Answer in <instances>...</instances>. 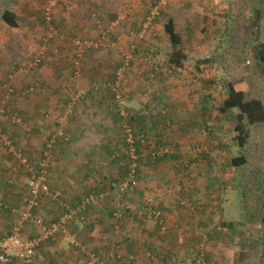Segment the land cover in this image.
Returning a JSON list of instances; mask_svg holds the SVG:
<instances>
[{"label":"rangeland","instance_id":"obj_1","mask_svg":"<svg viewBox=\"0 0 264 264\" xmlns=\"http://www.w3.org/2000/svg\"><path fill=\"white\" fill-rule=\"evenodd\" d=\"M34 1H37L38 7L36 10H34L35 12L33 14V19L37 18L40 13L41 5H44L46 0H44V3L40 0ZM104 1H106L107 4L111 5L112 7L118 6L120 4L123 6L122 15L125 16L124 22L135 23V30L132 33L135 36H130L128 43L122 48L111 47L110 50L108 38L113 32H115L114 29L120 24L118 20L113 19L110 20L113 23L109 24L110 29L108 26L104 32L101 31L102 33L100 32L99 36H97L96 39L98 40L100 37L101 43L96 42L97 40H88L76 37L80 40L98 43V47L88 49L83 56V63L81 60L82 66L77 69V78H75V82H79V84H75V86L80 88L77 90L76 97L72 103H75V100L80 97L86 100L90 97H95L94 93L98 91L106 92L105 88H100L105 87V85H103L104 81L102 79L100 80L90 78L91 83L82 86V81L86 82L85 78H88V73L84 71V66L88 65L90 61H92V63L89 66L93 65V75H104L107 76V79H110L108 77L112 76L117 71L121 65V61L126 65L128 64V61L132 59L133 66L130 68V71L126 73V71L123 69L119 77L120 79H116V83L114 82L115 84L113 85H107L110 89H120L116 92L121 97L120 99L122 100V103H124V106L118 104L117 101L115 102V105L112 102L113 107L112 116L109 120L110 125L105 128L107 133H100V135L102 138L110 137L114 141L115 136H121V144L123 145L125 142L123 138L122 127H127L125 124V118L128 115H133V121L131 122V125L134 128H139V122L137 120L143 118L144 121L142 122V126L149 128L152 127L151 131L148 132V135H145L147 136L146 138L148 140L146 141L145 138V140L142 141L143 146L147 152L151 151L154 152L155 155L159 154L157 156L156 167L158 168L160 163H164V165L172 164L173 166L174 162V166L169 170V172H160V174L157 176L154 173L152 177L155 179L156 176V179L160 178L162 181L165 180L164 187H166L165 190L167 191V194L178 198L179 201H183V205L179 204L177 206L182 210H186L189 208V205L186 199L183 197L184 194L187 193V190H192L194 186L197 188H202L205 186V184H210L211 179L218 178L219 171L222 175H225L224 172L227 173L224 167L225 163L227 161L230 163L232 158L238 157L237 150L230 147L231 145L228 144L227 130V123L233 116L236 115V112L232 111L226 114H221L218 110L226 97L227 85L231 82L246 79V82H249L250 96L253 98H258L264 103V66L259 65V62L254 57L255 41H262V39H264V0L256 1L255 5L257 7L256 11L258 14H255L254 17H252V19L255 18L259 22V26H256L254 23L249 21V16L254 14L253 12L251 13L252 0ZM60 2L61 0H58V3L53 10V14L55 13ZM151 13H153V16ZM26 17L28 18L30 15H26ZM149 18L152 19L151 23L147 30L143 32L144 26L147 24ZM168 18H173L175 29L182 36V49L187 55V60L185 61L183 68L175 69V71H171L164 62L166 61V56L168 55V51L164 49L168 44V40L161 32V27L164 23H166ZM249 22L251 27L248 28ZM36 26L39 27L37 24L34 28H31L30 25L23 23L20 35L28 33L29 31H31L32 36L34 34L38 35V33L40 35V31L36 28ZM2 35H7L5 30L0 31V39ZM32 39L34 41V47L36 48L34 50L30 49L31 52H29V56H34L40 52H43V44H41L42 41L34 37H32ZM6 41L7 40H5V42ZM17 48L20 49V46L18 45ZM11 50L13 51V49ZM69 51L71 52V50ZM26 53L28 52L26 51ZM3 54L6 53L4 52ZM109 54L116 55V59L113 61L111 59L108 60L106 55ZM4 59L6 60V58L0 55V70L3 69ZM205 60H208L209 62L198 65L199 70L201 69V72L194 69V65L197 63L196 61ZM65 66L66 64H64L63 67V70L66 72L64 75L66 76L67 74L69 76ZM13 72H15V70H13ZM129 72L130 75L132 73L131 76H133V81H137L138 86L136 90L130 91L132 84L129 83ZM5 74L7 75L9 73L6 72ZM2 77L3 76L0 74V81L2 80ZM106 81L109 82V80ZM69 85L72 86V83ZM123 95L125 99H123ZM32 96L33 99H35L37 95L32 94ZM196 103H203V108L197 110L186 109L182 113L179 111L180 105L186 108L185 104L195 105ZM40 104H43V99H41ZM72 107L73 106L70 107L68 105V109L65 110L67 114L66 121L75 112L73 111ZM172 109L178 113L176 116H174V111ZM5 111L6 109L1 105V122L7 119L12 124H14L13 122H17L14 121V119L10 120ZM136 117L138 119H136ZM15 119H19V122L14 125L20 126V117L16 116ZM185 121L188 123L187 127L189 128L184 133L183 127ZM67 124L64 122L58 124L59 126L56 128L57 131H55L54 134H52L53 136H50V138H45L46 136H43L38 149L33 152V157L30 158L23 154V152L26 154L27 151L22 150V152H19L18 149L14 148V145L11 144L12 142L10 141L9 137H7L5 133L1 132L9 142L10 149L5 153H11L15 162L19 165V167L22 168V170L20 169L21 181L26 180L25 183L27 182V178L29 177L27 170L29 169L32 173H36L38 171L40 172L42 170L45 171L47 182H49V168L51 167L52 163L55 164V158L58 159V156L55 154V150L58 145L57 143H60L61 141H66L69 143L70 141V133L67 134L66 130ZM0 125L2 130V123H0ZM250 133V145L248 147L249 150L247 149L246 155L249 158L253 157L256 154L255 146L259 147V149L261 147L262 151L260 152V156L263 157L262 166H264V124L257 126L254 130L250 129ZM196 139L197 143H195ZM187 140H190L189 143L191 144L195 143L193 145L194 150H199L194 152L195 157L184 153V155L187 156L183 158L180 156L183 154L182 153L178 156L180 158V162L177 159L171 160L166 157L170 155V153L176 152L178 147L177 145H180L183 149L184 147H189L186 144ZM2 144H0V147L5 150L7 145ZM73 144L75 145V141ZM122 145L120 146L122 147ZM157 146H160L162 151L167 150V152L161 155L160 149L156 148ZM189 151L190 149L188 152ZM181 152L182 151L179 153ZM163 155L166 156L165 158L161 159ZM3 156H0L1 163ZM143 156L145 157V155ZM111 159L116 160L113 165L111 164ZM202 160L204 161L199 164V162ZM125 161V158L119 159L113 157L108 159L105 158L100 163L102 170L105 173H108L109 170L110 173L111 170H113L114 173H120L123 167L126 165ZM150 161H152V159ZM253 161L254 158H252V162ZM205 162L212 164L211 167H213V169L210 175L201 180H190V174L197 173L198 175L200 173L199 165L204 164ZM24 166L28 169H26ZM171 173H174V176ZM207 180L209 181L207 182ZM167 181L168 183L166 184ZM135 189H129L126 197L129 196V198L133 200ZM179 189H181V193L179 192ZM138 191L140 194H138L136 200L142 201V205L140 207L145 209L146 220L148 223H151L152 229L154 230V237L157 238L156 241L154 239L152 244H155L158 241V263L169 264L172 262L175 264L176 261L180 259L181 252H183L185 253L182 255L184 264H245L244 257L245 253L248 251L246 235L244 237L242 236L241 239H238V245H246L247 248L246 249L245 247H240L237 245L242 249V251H240L238 250V247L237 250L235 249L236 246L232 242L231 238L221 236L222 232L217 231V229L214 230L212 227L210 228L212 235L221 233V235L213 236V238L216 240L210 238L211 236L208 237L206 232L199 230V225L194 227L189 222L186 224L177 223V225H175V223L168 221L164 215V212L161 210V213H159L162 220L155 222L152 218H150L151 211H154V209L157 208L154 205V198H144V191ZM141 193L143 195H141ZM19 195L21 196L22 193ZM48 201L57 206L54 207L55 210L50 214L45 216V214L42 212L40 215V212L35 210V212H38L40 215L37 217H39V219L42 221V224L43 222L45 224L53 223L57 220V216L60 217L61 215V209L55 203L56 201L51 199V197L48 198ZM45 202L43 201L42 203L45 204ZM42 203L39 206V209L41 208L40 210H42ZM110 203L115 205L116 213L119 211V218H115L113 220V224L116 227L119 226V223L124 221L126 217L130 216L127 215L126 207L127 210H132L129 207V205L132 206V203L128 202L126 205L124 200V209H120L121 204L117 202L116 197L114 200H111L109 204ZM3 206L4 205L1 204L0 208L2 207L3 211L8 214L9 207L6 206L5 209ZM10 208L11 211L12 209H15L13 207ZM192 208L194 209V207ZM253 209L254 213L252 214L254 216L253 221L255 227L251 225V228L256 234V238L254 239L258 240L261 246V253H259L261 256L258 264H264V225L262 223L263 207L258 205L253 206ZM15 210L17 212L21 211V213L25 211V209L23 211L19 210V207ZM33 212L34 210L32 211V214ZM193 212L194 211H192V213ZM13 214L16 215V213ZM20 214L16 216L17 218L15 221H13L11 229L13 225L19 220L18 217ZM105 215L106 214H101L99 217L105 218L107 222L108 218H106L107 215ZM217 215L218 214L215 213V216ZM160 223H163L165 227L164 231L161 230L162 225ZM29 224H31V222L26 223L25 229L27 227V235H30L28 237H32L31 235L36 233V229L33 225V227L28 229ZM133 228H135V226ZM37 229L39 230V227ZM130 229L131 228H129L128 231H130ZM4 232L5 231L2 230L0 234H4ZM94 233L95 235L97 234L96 231ZM257 234L259 235L258 238ZM1 236L3 237V235ZM234 238L236 239L235 236ZM201 239L202 241H199ZM56 240L58 241L60 239ZM87 240L92 242L91 238H87ZM115 240L113 241V245L117 248H122V252H120V249H117L122 256V260L119 264H136L138 262V259L136 258L137 255L128 254L125 256L123 253L125 247L123 249L121 243H118ZM160 240H163L162 243L164 242L170 246L169 248H171V251L169 253H166L167 250L163 251L162 253L160 252V246L161 248L163 247ZM52 242L53 241L47 244V248H50V244ZM84 244L87 246L85 242ZM152 246L148 247L149 249L147 250L146 254L148 253V258L155 263L157 262L156 255L149 252L151 249L155 248V246H153V248ZM62 247H66L68 250L70 249V253H76L74 251H77L72 246L70 247L68 243L62 244ZM206 247L208 250H206ZM40 250L41 255L43 252V246ZM48 251L51 252L49 249ZM80 254L82 253L74 255L75 258L72 259L76 262H82V264H92L87 257L84 258ZM170 254L173 257H169ZM41 257L43 258V256ZM127 257H131L132 260H129ZM67 258L70 257L68 256ZM72 259L70 258V260ZM68 260L69 259H67V262Z\"/></svg>","mask_w":264,"mask_h":264},{"label":"crops","instance_id":"obj_2","mask_svg":"<svg viewBox=\"0 0 264 264\" xmlns=\"http://www.w3.org/2000/svg\"><path fill=\"white\" fill-rule=\"evenodd\" d=\"M40 1H43L44 3V0ZM37 7V1L34 0H11L10 9L16 14L18 26L14 29H3L7 35H2L0 39V51H2L0 55L6 58V60L4 59L3 62V68H6L7 66H11L10 60L12 59H15V61H24L27 59L25 57L29 56V52H31L30 49L34 50L36 48L34 47V41L32 37L42 41L44 59L43 66L38 71V80L40 79V81L43 82V88H41L40 92L36 94L37 96L35 99H33L32 95L31 97L26 98L19 96L18 98L8 101L6 105L2 102V100H0V106L2 105V107L6 109V113L9 114L12 112L13 115H17L21 119L20 126L12 124L8 119L2 121V130L3 133L9 137L13 145H15L19 150L27 151L26 154L24 152L23 154L30 158L33 157V152L38 149L43 136H46L45 138H50V136H53L52 134L57 131L56 128L59 126L58 124H61L62 122L66 124L68 123L66 130L67 134L70 133V141L69 143L66 141L57 143L58 145L56 147L55 154L58 156V159L55 158V164L52 163L51 167L49 168V186L51 192H62L65 197H71L75 199L81 194L87 193L91 190L100 189L101 186H107L109 181L114 182L113 180H116L115 178L120 175V173H114L113 170H111V173L110 170L108 173H105L102 170L100 162L105 158L108 159L114 157L122 159L124 157L122 156L123 150L120 146L122 145L121 136H115L114 141L110 137L102 138L100 135V133H107L105 128L110 125L109 120L112 116L113 104L106 96V92H95V97H90L89 99L80 101L77 104L72 102L68 103L67 105L63 104L62 97L64 99H68L70 94L80 88L75 86V84H79V82H75V79L67 80L68 75L66 74L65 76L64 73L66 72L63 70L64 64L69 65V61L72 58V51H69V48H72V39L79 37L88 40H97L96 38L99 36L100 32H104L109 24L112 23L110 20L116 19L120 22V24L114 29L115 32H113L108 38V43L110 46L109 49L111 50V47L122 48L128 43L130 36H135L132 34L135 30V23L124 22L125 16L122 15L123 6L121 4L112 7L104 0H61L54 13V21L49 27L45 26L44 21L43 23L41 21L42 5L39 15L37 18L33 19V14L35 12L34 10H36ZM26 15H30V17L27 18ZM23 23L30 25L31 28H34L35 25L38 24L39 27L36 26V28L40 31V35L38 33V35L34 34L32 36L31 31L20 35ZM5 40L7 41L5 42ZM96 42L101 43L100 37ZM262 42L264 44V39H262ZM9 44L11 45V49H13V51L7 53ZM18 45L20 46V49L17 48ZM26 51L28 53H26ZM4 52L6 54H3ZM23 52L26 54L22 55ZM106 57L108 60L111 59L112 61L116 59V55L112 54L106 55ZM91 63L92 61H90L88 65L84 66V71L88 73L89 79L85 78L86 82L82 81V86L90 84L91 79H102L103 81L107 79V76L104 75H93V65L89 66ZM14 64L15 63H12V65ZM6 69L8 70V68ZM131 75H128L129 83L132 84L130 89L136 90L138 86L137 81H133V76ZM31 78L32 76H30L26 71H18L14 73L13 84L18 88L23 87L30 84L29 82L32 80ZM63 82L66 83L68 87L64 85L61 87L60 83ZM71 83L72 86L69 85ZM48 85L53 86L52 88H49ZM41 99H43V104H40ZM68 105L70 107L73 106L72 109H75V112L66 121L67 114L65 110L68 109ZM185 105L186 108L182 107L181 105L179 106V111L181 113L186 109H193V105ZM172 110L174 111V116H176L178 113L175 112L174 109ZM187 124L188 123L185 121L183 127L184 133L189 128L187 127ZM145 129L150 132L152 127H145ZM74 141L75 145L73 144ZM189 142L190 140H187L186 143L189 147H184V149L180 145H177L178 147L176 152L170 153V155L167 157L171 160L177 159L179 162L180 158L178 156L182 153L183 154L180 156L183 158L187 156L184 155V153L195 157L194 152L199 151L194 150L193 148V145L197 143V139L193 144ZM189 149L190 151L188 152ZM180 151L182 152L179 153ZM3 155L6 154H3L0 148V156ZM110 161L113 165L116 160L111 159ZM151 162L154 163L153 161ZM145 163L146 165L140 164L138 168L139 175L137 176V185L134 184L133 186L134 189L136 187L133 199L134 202L129 198V196L125 200L126 205L128 202H133L132 206L129 205L133 211L127 210L126 207L127 215H130L129 217H126L124 221L119 223V226L115 227L114 224H108L105 218L99 217V215L93 211L94 213L90 216V220L93 222L92 229L84 228L85 230H83L82 228H74L76 229L81 242H85L87 244V249L90 251L104 250L116 253L117 251L112 247L113 241L116 239L115 241L118 243L120 242L123 249L125 247L123 251L125 255H137L136 258L138 259V262L136 264H160L158 263L159 261L157 257L159 255L158 241L155 244H152L154 239L156 241L157 238L154 237V230L152 229L151 223H148L146 220L145 209L140 207L142 205V201L136 200V197L138 194H140L138 190L142 192L144 191V198H154L155 207L163 211L168 221L175 223V225H177V223L186 224L189 222L192 226L197 227V225L206 223V219L208 220V218L213 217V222L211 224L217 223L218 218H222L223 215H221L219 211H217L219 216H215V211L212 208L214 206L213 202L215 201L218 206L220 205V200H212V198H209L210 195L207 197L206 194L208 192V194H211V191L207 189H205L203 194L201 193V197L197 195L194 189H188L187 193L184 194L183 198H185L189 203L195 205L197 208H195L196 210L190 207L186 210H182L177 206V201L179 199L167 194V191L165 190L166 187H164L165 180L162 181L160 178L156 179V176L159 175L160 172H169V170L174 166V162L173 166L172 164L164 165V163H160L158 168L156 167V163H151L150 165V160H147ZM199 166L200 175H197V173L190 174V180H201L210 175L213 169V167H211L212 164L211 166H208L207 163H204V165ZM20 169L22 170L15 160L12 162H6L4 159H2V163L0 161V205L2 204L9 207L8 214L3 211L2 207L0 208V233L2 230L5 231L4 234H0V238H2L1 235L4 236L9 234L13 221H15L17 218L16 216L21 213V211L17 212L15 209L19 207V210H24L21 202L26 180H20ZM154 173L156 174L155 179L152 177ZM171 174L174 176V173ZM226 174L227 173L222 175L219 171L217 182H219L218 190L220 189L219 191L221 198L223 197V190H225L224 188L228 189L231 185V180H229L228 175ZM167 183L168 181L166 184ZM20 193H22L21 197L19 196ZM141 195L143 194L141 193ZM260 195L261 194L259 193V196ZM19 198H21V202L18 203ZM237 199L238 195H232V200L229 202H222V206L226 211H232V214L228 213L226 215H230V219L233 221H228L224 216V222H230L228 224L231 225L229 227L224 225L225 227L223 228L222 235L220 234L221 236L231 238L232 242L236 246V250L239 246L237 243L238 239H241L242 236L244 237L246 235L247 239L250 236L256 238V234L251 228V225L255 227L253 221L254 216L252 214L254 213V209L251 211L249 208L245 214V207L250 206L249 202L252 203L253 199H250L248 203L245 202V199H243L241 202ZM199 203L205 207H197ZM261 203L262 204L258 205L263 207L262 223L264 225V201ZM109 205L114 206L113 203H110ZM10 207L15 209H12L11 211ZM54 207L57 206L53 203H50L49 201H46L45 204L42 203V210H40L41 208H38L36 211H39L40 215L43 212L45 216H47L55 210ZM238 208H241V211H239ZM191 210L194 212L192 213ZM13 213H16V215ZM40 215L38 212H36V219L37 216ZM242 216L244 217L241 220H238V218ZM223 220H221L222 223ZM33 222L34 221L28 225V229L33 226L36 229V233L31 235L32 237H34L39 231L37 229L38 225ZM134 226L135 228H133ZM127 228H131L130 231H128ZM25 230L26 231L24 232L26 236H30L29 234L27 235V227ZM95 231L97 232L96 235L94 233ZM213 236L214 235H211L210 238L214 239ZM258 237L259 235L257 234V238ZM87 238H91L92 242H89ZM162 241L163 240H160L161 243ZM199 241H202V239ZM62 244H66L64 241H62V239L53 241L50 245V248L43 249L41 255V250L38 251L32 264H82V262H76L72 259L75 258L74 255H77L80 252L74 251L77 254L70 253L69 251L71 250L66 249V247H62ZM152 245L155 246V248H153ZM150 246H152V250L154 251L153 253L157 257V262L155 263L148 258L149 254H146L147 250L149 249L148 247ZM162 246V248L160 246L161 253L165 250H167L166 253L171 251V248H169L170 246L164 242L162 243ZM238 248V250L242 251L240 247ZM48 249L51 250V252L48 251ZM206 250H208L207 247ZM120 252H122V248H120ZM183 254L185 253L181 252L180 259H178L175 264H184V259L182 257ZM80 255L84 257L82 254ZM41 256H43V258ZM68 256L72 260L67 258ZM169 257L173 256L170 254ZM67 259H69L68 262ZM169 264L174 263L170 262Z\"/></svg>","mask_w":264,"mask_h":264},{"label":"trees","instance_id":"obj_3","mask_svg":"<svg viewBox=\"0 0 264 264\" xmlns=\"http://www.w3.org/2000/svg\"><path fill=\"white\" fill-rule=\"evenodd\" d=\"M256 1L257 0H252V7H251V13L253 12L254 14L249 16V21L254 23V25L259 26V22L252 17H254L255 14H258L256 9ZM46 2V1H45ZM10 3L11 0H0V31L3 29H14L17 28L18 24H17V17L16 14L10 9ZM58 3V2H57ZM45 5V3H44ZM41 8V21L43 23V16H42V11H43V6ZM264 11V10H263ZM53 18H54V14L52 15V22L53 23ZM249 22V27H251ZM46 26V25H45ZM161 32L164 34V37H166V39L168 40V44L167 46L164 48L166 51H168V55L166 56V61L165 64L168 66V68H170V70H174L175 69H181L184 66L185 61L187 60V55L185 53V51H183L182 49V45H183V41H182V36L176 31L175 29V23L173 18H168L166 23L163 24V26L161 27ZM77 38H73L72 39V48H69V50H71V56L72 58L69 61V65H66V71L68 72L69 76H67V80H72L75 79V77H77V69L82 66L83 63V56L85 55V53L82 55V63L80 62V65L78 68L75 67L74 62L78 61V58H76V54H77V49L76 47H74L73 42L74 40H76ZM43 44V42H42ZM7 53L11 52V45L9 44L8 49H7ZM164 51V50H163ZM254 57L257 59V61L259 62V65H263L264 66V44L261 40H257L255 41L254 44ZM2 53V51H1ZM0 53V54H1ZM26 53L23 52L22 55H25ZM158 54V53H157ZM32 57V58H30ZM25 58H27L24 61H15V59L10 60V64L11 66H7L6 68H8V70L6 68H3L2 70H0V74L2 77V80L0 81V85H6V87L10 90H12V92L9 91H1L0 90V100H2V102L6 105V103L8 101H10L11 99H15L18 98L19 96H23V97H31L32 94L36 95L40 92L41 88H43V82L40 81V79L38 80V71L41 69V67L43 66V59H44V55H42V57L39 59V62L35 64L36 61V55L34 56H26ZM4 62V60H3ZM196 65H194V69L197 71L201 72V69L199 70V64H206L209 61L205 60V61H196ZM12 63H15L14 65H12ZM133 60L130 59L128 61V64H124L121 61V65L120 67L117 69V71L112 75L109 76L108 78L110 79H106L109 80L106 81L104 80V84L105 87H100V88H105L106 90V96L108 97L109 101L113 102L114 105L116 104L115 102L117 101L116 96L118 95L116 91H119L118 89H110L107 85L111 84H115L116 83V79L119 80L120 78L117 76V73L120 70H125L126 73L128 71H130V68L133 66ZM13 70H15V72H13ZM159 70V69H157ZM21 71L24 72L26 71L30 76H32V80L29 82L30 84L23 86V87H15L13 84V77H14V73ZM160 71V70H159ZM6 72H8L9 74H5ZM128 75H130V72L128 73ZM66 80V79H65ZM248 81V80H247ZM115 82V83H114ZM42 83V84H41ZM51 85V84H50ZM48 85L49 88H52V86ZM67 86L68 85L66 83H61V87ZM46 87V86H45ZM99 88V89H100ZM98 89V90H99ZM31 91V95L30 96H26L24 95V93ZM97 91V90H96ZM131 91V89H130ZM99 92V91H98ZM77 94V90L74 91L72 94L69 95L68 99H64L62 97L63 100V104L67 105L69 102H73L74 98L76 97ZM123 99H125L124 95H123ZM70 100V101H69ZM85 99H82V97L78 98L77 100H75V103L77 104L80 101H83ZM112 103V104H113ZM75 106V105H74ZM204 104L203 103H196L195 105H193V110H197L200 108H203ZM219 112L221 114H226L229 112H236L235 116H233L231 118V120L228 121L227 123V130H228V144H230L232 148H234L235 150H237V155L238 157H234L230 160V163L227 161L224 165L225 167V171L227 172L226 175H228L229 180H231V185L229 186L228 189L224 188L225 190H223V197H220V189L218 190V186H219V182H217L218 178L216 179H211L210 180V184H205L204 187H193V189L195 190V192L197 193L198 196H202L203 192L205 191V189L210 190L211 194H206V196L209 198H212V200H220V205L217 206V203L214 201L213 202V210L215 211V213H217V211L220 212L222 216V218H218L217 223L215 224H211L213 222V217L208 218V220L206 219V223L199 225V230H201L202 232H206V235L209 237L211 236V232H210V228H214L217 229V231L219 232H223V228L229 227L231 224H228L230 222H232L233 220L230 219V215H226V214H232L231 210H225L222 206V202H229L230 200H232V195L237 196L238 195V201H243V199H245V202H249L250 199H253V202H249L250 206H246L245 207V214L247 213L248 209L250 208V210L252 211L253 206H256L258 204H262L261 202L264 201V166L262 159L263 157L260 156V152L262 151V148L255 146V155L251 158L247 157L246 153H247V149L250 145V129L254 130L257 126L264 124V103L258 99V98H253L250 96V89H249V82H246V79H242V80H238L235 82H231L227 85L226 88V97L222 102L221 107L218 109ZM73 111H75V109H73ZM6 112V111H5ZM9 112V111H8ZM8 115V117L10 118V120L14 119L17 115H13L12 112L11 113H6ZM126 122L125 124L127 125L128 128H130L133 132L134 135V155L136 157V160L134 163L137 164V166L134 168V172L132 174L133 176V184H136L137 180H138V175H139V166L141 165H146V161L147 160H151L154 163H157V157L152 158L151 157V151H146L145 147L143 146V142L145 140V138L148 135V132L145 127L142 126V122L144 121L143 118L137 120L139 123V128H134L131 125V122L133 121V115H128L126 118ZM136 119H138L136 117ZM191 122V121H190ZM1 123V120H0ZM14 124H17V122H13ZM21 124V123H20ZM123 129L125 127H122ZM0 129H1V125H0ZM210 131V130H209ZM1 132H3V130H1ZM123 132V130H122ZM212 134V133H211ZM148 139L146 138V141ZM0 144H2L0 142ZM13 144V143H11ZM3 145V144H2ZM1 148V147H0ZM14 148H16V146L14 145ZM122 156L125 158L126 156L124 155V149L127 148L126 144L122 145ZM156 148H159L160 150H162L160 148V146H157ZM10 148L7 146L5 148V150H2L3 154H6L5 152H7ZM18 149V148H16ZM19 150V149H18ZM249 150V149H248ZM19 152H22V150H19ZM145 155V157L143 156ZM166 155H163L161 157V159L165 158ZM167 157V156H166ZM206 158V157H204ZM252 158H254V161L252 162ZM4 161H10L12 162L14 160V157L11 153H8L6 155L3 156ZM160 159V160H161ZM206 160V159H204ZM204 160H202L200 163H202ZM126 165L123 167V169L120 172V175H118L115 179L118 180H113L114 182H108L107 186H101L100 189L97 190H91L87 193L81 194L78 197L71 198V197H65L64 194L62 192H59L62 195V199L63 201L69 206V208L71 209H75L77 210L78 207H80V205H82V202L85 198L94 195L96 193H106L104 199L101 201L100 204L96 205H87L84 208H82L80 210V212L77 214L76 219L74 220V228H82L83 230H85L84 228H91L93 226V222H91L90 220V216L91 214H93L95 211L97 215L100 214H106V218L107 219V223L110 225H113V220L115 219L114 213H115V206H109V202H111V200H114L115 197L117 199L118 196V186L120 183L125 182L126 180H128L131 176V163L128 162V160L125 161ZM152 163V164H154ZM207 163V162H205ZM151 164V161H150ZM208 164V163H207ZM204 165V164H201ZM208 166H211V164H208ZM39 167V165H38ZM200 167V166H199ZM47 168V167H46ZM225 174V172H224ZM137 179V180H136ZM48 180H49V176H48ZM209 180H207L208 182ZM49 184V182H48ZM222 184H223V180H222ZM207 185V188H206ZM130 189L133 188L132 183H130ZM50 187V186H49ZM181 189H179V192ZM219 191V192H217ZM194 192V191H193ZM194 192V194H195ZM202 193V194H201ZM259 193L261 194V197L259 196ZM20 196V195H19ZM21 197V196H20ZM119 197V202L120 204H122L124 209V204L123 201L126 200V195H122V196H118ZM23 198H24V192H23V197H22V202H21V198L18 199V203L21 202L22 207H24V202H23ZM200 199V198H199ZM46 201H48V198L45 199ZM187 201V200H186ZM189 207H194V209L196 208L195 205L189 203L187 201ZM177 204L179 205H183L184 202L183 201H177ZM216 204V205H215ZM6 207V206H3ZM197 207L200 208H204L205 206L202 205L201 203L198 204ZM152 208V207H151ZM193 209V208H192ZM197 209V208H196ZM195 209V210H196ZM239 211H241V208H238ZM153 212H160L161 211L157 208L154 209ZM225 213V214H224ZM33 214L35 215L36 212L34 211ZM219 216V213H217ZM251 214V213H250ZM226 217L225 219H227L228 223L224 222L223 217ZM215 217V216H214ZM244 216L239 217L238 220H241ZM161 218V215H160ZM223 220V223L222 221ZM225 225V226H224ZM75 229V230H76ZM10 233V232H9ZM220 235L221 233H217L214 235ZM247 246H248V251L245 253V257H244V262L245 264H258L259 260H260V254L261 253V249H260V244L258 242V240L254 239L252 236H250L247 239ZM244 244V243H243ZM51 245V244H50ZM43 246L44 248H47V245H41L36 252V255L38 253V250L41 249V247ZM240 247H245L246 245H239ZM118 253L121 254L117 249H120L115 247L114 245L112 246ZM247 249V248H246ZM94 251V250H93ZM97 252V251H96ZM150 253L154 254L153 250L151 249L149 251ZM85 258V255L82 254ZM127 256V255H125ZM129 258V257H127ZM122 260V256L121 259L117 260L115 259V263L114 264H119ZM25 264L23 262H18L16 260L12 261L9 264Z\"/></svg>","mask_w":264,"mask_h":264},{"label":"built area","instance_id":"obj_4","mask_svg":"<svg viewBox=\"0 0 264 264\" xmlns=\"http://www.w3.org/2000/svg\"><path fill=\"white\" fill-rule=\"evenodd\" d=\"M58 0H46L45 5L43 6L42 16L44 20V24L46 26H51L52 22V15L53 10L57 5ZM153 16V13H151ZM151 18L148 19L147 24L144 26L143 32H145L148 28V26L151 23ZM142 32V34H143ZM98 43H93L91 41L87 40H80L76 39L73 42L74 47L77 49L76 58H78V61L74 62V65L76 68L79 67L80 62L82 60V55L91 48H97ZM43 52H40L36 55V65L39 62V59L42 57ZM120 70L117 73V76L120 77L121 74ZM1 91H9L12 92V90L8 89L6 85H0ZM31 91H28L24 93L26 96H30ZM30 94V95H29ZM121 97L119 95L116 96L118 104H121L124 106V103H122ZM14 121L19 122V119H15ZM123 138L124 142L127 145V148L124 149V155L126 156L125 159L128 160V162L131 163V176L128 180L125 182H122L118 186V196L126 195L129 192L130 189V183L133 184V172L134 168L136 167V157L134 155V135L130 128L125 127L123 129ZM0 142H2L4 145H7L9 147L8 140L4 137V135L1 133L0 129ZM161 151V155L165 154L167 150ZM46 155V154H45ZM159 155V154H158ZM158 155H155L154 152L151 153V157H157ZM25 167V166H24ZM28 169L27 167H25ZM29 177L27 178V182L24 187V206L25 211L20 214L18 217L19 220L13 225L11 231L9 234L3 236L0 238V264H9L12 261H20L25 264H31L33 262L34 257L36 256L37 249L41 245H47L51 241H54L56 239H62V241L68 243L70 246L75 248L80 253L84 254L92 264H114L115 259L119 260L121 259V255L118 253H113L111 251L107 252L104 250L100 251H90L87 249V246L81 242L80 238L78 237V233L74 229V220L76 219L77 214L80 212L82 208H84L87 205H98L101 203V201L104 199L106 193H96L94 195H91L87 198H85L82 202V205L77 208V210H73L69 208V206L63 201L62 195L59 192H51L49 184L46 179L45 171H38L36 173H32L29 169L27 170ZM117 196V202H119V197ZM51 197V199L55 200L56 204L61 209V215L58 217V219L53 223H47L45 224L39 219V217L32 214V211L37 210L40 206V204L45 201V199ZM120 203V202H119ZM115 206V205H114ZM121 208H123L122 204L120 205ZM6 209V207H4ZM120 208V209H121ZM115 218H119V211L117 213H114ZM155 222H158L159 220H162L160 218L159 212H153L151 211V216ZM34 221L39 227V232L37 235H35L32 238H28L24 232L26 223ZM33 222V223H34ZM162 225L161 230H165V227L163 223H160ZM129 260H132L130 257Z\"/></svg>","mask_w":264,"mask_h":264},{"label":"clouds","instance_id":"obj_5","mask_svg":"<svg viewBox=\"0 0 264 264\" xmlns=\"http://www.w3.org/2000/svg\"><path fill=\"white\" fill-rule=\"evenodd\" d=\"M35 257H36V256H35ZM35 257H34V258H35ZM33 261H34V259H33ZM32 263H33V262H32ZM32 263H31V264H32Z\"/></svg>","mask_w":264,"mask_h":264}]
</instances>
